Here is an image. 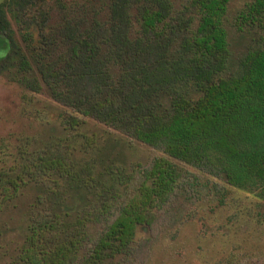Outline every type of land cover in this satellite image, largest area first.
<instances>
[{
    "label": "trees",
    "instance_id": "obj_1",
    "mask_svg": "<svg viewBox=\"0 0 264 264\" xmlns=\"http://www.w3.org/2000/svg\"><path fill=\"white\" fill-rule=\"evenodd\" d=\"M0 76L35 124L0 136L7 264L129 261L188 166L264 203V0H4Z\"/></svg>",
    "mask_w": 264,
    "mask_h": 264
},
{
    "label": "rangeland",
    "instance_id": "obj_2",
    "mask_svg": "<svg viewBox=\"0 0 264 264\" xmlns=\"http://www.w3.org/2000/svg\"><path fill=\"white\" fill-rule=\"evenodd\" d=\"M22 93L0 76V136L35 128L21 113ZM40 99L49 101L46 96ZM130 149L131 160L144 166L162 154L137 141ZM186 169L193 177L185 179L151 230L139 239L135 255L123 264H264V203L214 176ZM0 264H7L2 256Z\"/></svg>",
    "mask_w": 264,
    "mask_h": 264
},
{
    "label": "water",
    "instance_id": "obj_3",
    "mask_svg": "<svg viewBox=\"0 0 264 264\" xmlns=\"http://www.w3.org/2000/svg\"><path fill=\"white\" fill-rule=\"evenodd\" d=\"M4 0H0V4L3 2Z\"/></svg>",
    "mask_w": 264,
    "mask_h": 264
}]
</instances>
